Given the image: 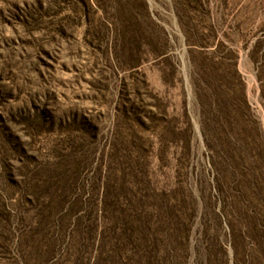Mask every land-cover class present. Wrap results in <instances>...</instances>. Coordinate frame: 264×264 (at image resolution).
I'll return each mask as SVG.
<instances>
[{
	"label": "rangeland",
	"instance_id": "374dc122",
	"mask_svg": "<svg viewBox=\"0 0 264 264\" xmlns=\"http://www.w3.org/2000/svg\"><path fill=\"white\" fill-rule=\"evenodd\" d=\"M0 264H264V0H0Z\"/></svg>",
	"mask_w": 264,
	"mask_h": 264
}]
</instances>
